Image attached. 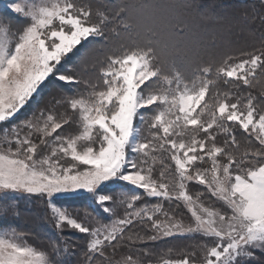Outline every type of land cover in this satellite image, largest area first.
I'll return each mask as SVG.
<instances>
[{
  "label": "snow or ice",
  "instance_id": "snow-or-ice-1",
  "mask_svg": "<svg viewBox=\"0 0 264 264\" xmlns=\"http://www.w3.org/2000/svg\"><path fill=\"white\" fill-rule=\"evenodd\" d=\"M175 7L203 15L192 0H0V264H68L79 247L28 244L7 222L21 198L42 203L60 236L84 234L81 264L264 254V32L205 58ZM49 86L50 105L21 119ZM170 238L196 242L176 259L147 246Z\"/></svg>",
  "mask_w": 264,
  "mask_h": 264
},
{
  "label": "trees",
  "instance_id": "trees-1",
  "mask_svg": "<svg viewBox=\"0 0 264 264\" xmlns=\"http://www.w3.org/2000/svg\"><path fill=\"white\" fill-rule=\"evenodd\" d=\"M97 2L107 3L109 0H97ZM192 2L197 6V11L203 15L189 16L182 13L179 7H175L173 15L177 19H183L186 25V43L190 47H196L202 55H205V58H207V52L220 56L225 52L249 50L254 46L253 38L249 35V29L254 30L257 35L264 32V24L259 19L254 21L251 19L254 11L257 14L264 15V6L261 5L260 0H192ZM149 3L178 6L181 0H149ZM245 13L248 14L247 20L244 18ZM251 91L253 95L259 96L261 87L257 86ZM55 94L56 89L52 86L46 88L42 96L38 98L40 100L39 105L34 103L30 108L25 109L21 114V119L29 116L37 108H43L46 104L50 105V101ZM143 134L146 135L147 133L144 132ZM238 139H241V146L243 147V138L239 137ZM197 190L203 191V186L194 185L192 191ZM61 203L75 214L81 211V206L85 201L79 197H68L63 199ZM19 210V218L13 220L9 217L7 222L18 227L20 231L29 233L30 235L27 236L28 243L39 250L50 251L51 244L57 239H71L79 247L75 249L74 255L67 257L68 264H81V250L86 243L84 234L69 230L64 236H60L46 218V209L39 201L20 200ZM88 222L94 223V221ZM195 242L185 238H170L167 241L155 244L149 243L147 246L154 251L171 247L176 250L172 253L171 258L176 259L179 258L177 253L180 248L192 245ZM133 251H136V249ZM255 256L257 259H254L252 264H264V254L257 251Z\"/></svg>",
  "mask_w": 264,
  "mask_h": 264
},
{
  "label": "rangeland",
  "instance_id": "rangeland-1",
  "mask_svg": "<svg viewBox=\"0 0 264 264\" xmlns=\"http://www.w3.org/2000/svg\"><path fill=\"white\" fill-rule=\"evenodd\" d=\"M15 24H16V21H13V26L15 27ZM20 200H25V201H28V202H31L32 200H28V199H24V198H21ZM34 201V200H33ZM41 205H42V203H41ZM186 222H187V220H186ZM28 244H30V243H28ZM31 245V244H30ZM33 246V245H32Z\"/></svg>",
  "mask_w": 264,
  "mask_h": 264
}]
</instances>
